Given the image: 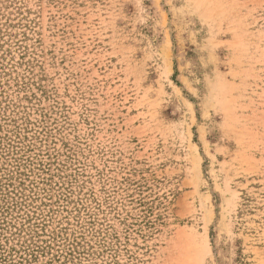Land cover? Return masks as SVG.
<instances>
[{"label": "rangeland", "instance_id": "1", "mask_svg": "<svg viewBox=\"0 0 264 264\" xmlns=\"http://www.w3.org/2000/svg\"><path fill=\"white\" fill-rule=\"evenodd\" d=\"M0 264H264V0H0Z\"/></svg>", "mask_w": 264, "mask_h": 264}]
</instances>
